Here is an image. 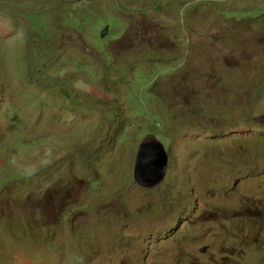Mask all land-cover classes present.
<instances>
[{
    "label": "rangeland",
    "instance_id": "rangeland-1",
    "mask_svg": "<svg viewBox=\"0 0 264 264\" xmlns=\"http://www.w3.org/2000/svg\"><path fill=\"white\" fill-rule=\"evenodd\" d=\"M0 264H264V0H0Z\"/></svg>",
    "mask_w": 264,
    "mask_h": 264
},
{
    "label": "water",
    "instance_id": "water-1",
    "mask_svg": "<svg viewBox=\"0 0 264 264\" xmlns=\"http://www.w3.org/2000/svg\"><path fill=\"white\" fill-rule=\"evenodd\" d=\"M108 30L109 28L106 29ZM168 161L169 156L164 144L159 141L144 142L136 154L135 180L147 188L155 187L164 180Z\"/></svg>",
    "mask_w": 264,
    "mask_h": 264
},
{
    "label": "clouds",
    "instance_id": "clouds-1",
    "mask_svg": "<svg viewBox=\"0 0 264 264\" xmlns=\"http://www.w3.org/2000/svg\"><path fill=\"white\" fill-rule=\"evenodd\" d=\"M168 153V152H167ZM168 156H169V154H168ZM168 164H169V161H168ZM135 167V166H134ZM168 169V168H167ZM133 176H134V172H133ZM165 178H166V176H165ZM165 178H164V180H165ZM163 180V181H164ZM162 181V182H163ZM161 182V183H162ZM161 183L160 184H158V185H156L155 187H158L159 185H161ZM143 187H145V186H143ZM155 187H152V188H148V189H153V188H155ZM145 188H147V187H145ZM246 225H247V230H246V232H245V237H247L249 234H251V233H253L254 232V224H253V221L251 220V219H244V221H243ZM208 250V246H203L201 249H200V252H202V253H205L206 251Z\"/></svg>",
    "mask_w": 264,
    "mask_h": 264
},
{
    "label": "trees",
    "instance_id": "trees-1",
    "mask_svg": "<svg viewBox=\"0 0 264 264\" xmlns=\"http://www.w3.org/2000/svg\"><path fill=\"white\" fill-rule=\"evenodd\" d=\"M160 124V123H159ZM169 154V153H168Z\"/></svg>",
    "mask_w": 264,
    "mask_h": 264
}]
</instances>
